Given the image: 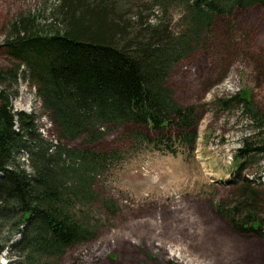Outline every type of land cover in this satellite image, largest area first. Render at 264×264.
Instances as JSON below:
<instances>
[{"label":"rangeland","instance_id":"1","mask_svg":"<svg viewBox=\"0 0 264 264\" xmlns=\"http://www.w3.org/2000/svg\"><path fill=\"white\" fill-rule=\"evenodd\" d=\"M62 1L0 0V74L15 64L4 48L13 23L29 18L36 29L55 32ZM106 4L111 9L102 11H113L123 28L116 35L120 43L143 41L141 35L159 30L174 39L188 9L186 0L97 3ZM195 43L167 77L176 101L199 113L195 152L188 154L174 142L169 144L180 147L177 155L165 152L164 145L157 150L145 139H155L154 133L128 124L107 126L101 138L64 143L107 159L93 179L89 197H94L76 210L95 226V238L62 254L27 257L11 226L20 216L13 222L7 216L0 219V264H264V4L227 10ZM0 90L11 94L14 113L33 116L41 137L55 142L38 88L28 77L21 74L16 84L1 80ZM246 139L259 150L241 169L236 156ZM21 162L27 166L26 156ZM247 183L258 198L262 237L237 233L218 213L237 204L249 190Z\"/></svg>","mask_w":264,"mask_h":264},{"label":"trees","instance_id":"2","mask_svg":"<svg viewBox=\"0 0 264 264\" xmlns=\"http://www.w3.org/2000/svg\"><path fill=\"white\" fill-rule=\"evenodd\" d=\"M90 1L63 0L58 10L63 18L55 32L36 29L33 19H18L4 43L15 64L1 72L0 81L16 84L21 74L28 77L38 88L57 134L55 142L44 140L35 118L14 113L11 94L0 90V219L10 216L13 222L20 216L11 226L21 237L17 247L27 257L62 254L95 238V226L76 210L94 197H89L93 179L107 159L91 149L64 143L87 136L101 138L107 126L128 124L154 133L155 139H145L157 150L164 145L163 150L173 155L180 147L193 154L199 113L176 101L167 77L214 19L227 10L232 13L264 4V0H186L188 9L176 38L159 30L148 37L141 35L143 41L120 43L116 35L123 34V28L117 27L113 11L110 15L102 11L111 9L109 5ZM100 6L101 11H95ZM249 109L253 111L252 106ZM170 142L180 147L173 148ZM255 150L259 149L246 139L236 156L241 169ZM23 156L27 166L21 162ZM247 184L249 190L237 204L227 213L219 208L218 213L237 233L262 237L258 198L251 183Z\"/></svg>","mask_w":264,"mask_h":264},{"label":"water","instance_id":"3","mask_svg":"<svg viewBox=\"0 0 264 264\" xmlns=\"http://www.w3.org/2000/svg\"><path fill=\"white\" fill-rule=\"evenodd\" d=\"M261 228L259 227V230H260Z\"/></svg>","mask_w":264,"mask_h":264}]
</instances>
